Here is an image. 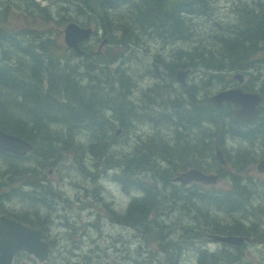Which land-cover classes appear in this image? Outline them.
I'll list each match as a JSON object with an SVG mask.
<instances>
[{
    "label": "flooded vegetation",
    "instance_id": "1",
    "mask_svg": "<svg viewBox=\"0 0 264 264\" xmlns=\"http://www.w3.org/2000/svg\"><path fill=\"white\" fill-rule=\"evenodd\" d=\"M23 1H25L26 4L30 3L32 5H35L34 2H36V0H34V2H30V0ZM94 1L96 3L94 5L89 3V1L87 4H91L90 12L93 13H90V16H95V19L91 22V24H82L85 22L81 23L80 21L69 18L63 25L64 28L68 22H75L79 26L90 27L92 29L90 37L79 42V47L83 50V53L78 55H80V57H87L90 55L94 59L100 58L102 56L101 50L105 46L111 45L114 41L120 42L126 40L128 41V50L131 52L129 53L128 58H123L122 67L126 68L125 66H128L127 62L129 60L133 61V59H136L139 61V53L141 51L140 47H142V44H145V46H152V49L148 53V58L151 62L150 64L143 65L144 70L140 75L143 85L139 90V95L142 97V107H139V110H147L151 114L152 110H163L167 108L171 111L169 115L171 132L173 131L174 126L179 128V131L175 130L173 134L170 133L167 135V133H164L162 136L164 139H166V135L168 137V141H172V144L169 145L172 146V152H166L165 148L167 147L166 145L168 144V141H166L167 139L164 140L160 134L157 136L159 139L156 137L153 139L154 142H152V146L153 144L155 145V152L153 155L157 161L156 166L149 164H139L140 161L137 160L138 158L140 159L142 157V154H147L149 150V145H143V137H139V141L143 139L141 142L142 146L139 147L136 153L134 152L130 154V152H128L127 154H124V167L127 170L129 164H131L133 173L129 179L134 178V180L136 179L140 181L142 183V186L140 187L142 190L138 187H133L136 189L138 188V195L133 194L132 197H130L129 202L126 204L125 210L121 213H126L130 202L133 200V198L141 196V194L145 192L144 189L153 188L154 190H161L163 187H165V189L168 188L169 196L171 197V205H169L170 209L172 208L174 212L177 211L179 214L184 212L188 213V209L192 210L191 203L194 202L189 197L193 191H196V193H200L204 196L200 200L197 198L195 202L204 204L208 203L207 199L209 191H212V194L213 192H216L217 194H219V192H230L237 189V186L239 185L245 186V189L248 192H244L242 194L238 192L240 196L237 197L235 203H238V205H244L245 207L254 206L252 205L253 201L257 197L261 196V194L256 192L257 187H264V172H260L256 169L257 162L261 158H264V152L257 153V150L250 147H254L255 144L260 147L264 146V79H261V77H263L262 73L264 75V30L262 36H259L258 38V28L264 26L263 4H257L256 0H237V3L232 1L227 6H219L216 8L210 0H186V3H184L187 7L180 8V15L182 16L184 13L186 26L188 25L189 27V37L187 39H182L183 35L178 36L176 33L177 23L175 22L177 21V16L174 6L175 0H138L135 6L136 10L139 11V22L137 26V36H135L134 40L129 38L127 39V36L123 30L124 27L118 26L119 29H117L114 28V26H102L100 24L101 22L97 20V17L94 15V13L108 16L110 19H127L125 17L127 15L122 17L118 15L116 12L119 10V8L112 9V5L109 2L110 0H103L102 3L105 7L99 6V0ZM220 2H222V0ZM198 3H201L202 6L198 5ZM38 5L40 7H37L44 11V6L40 4ZM74 7L77 9V13H79L78 10L88 11L86 2L84 0L75 3ZM217 10L219 16L214 17V15H217ZM79 14L85 15L86 13ZM40 18L44 21V13L40 15ZM200 19H202L203 27L202 33L198 39L197 33L195 34V31L193 32L191 29V27H193L191 24L199 22ZM167 20H170L171 23H167ZM206 23L210 24L209 29L205 27ZM25 28H27V26H23L22 29ZM203 37L205 38L201 39ZM16 38H18V36H16ZM20 39L23 41L27 38L21 37ZM257 39H259V41ZM182 40L190 42V46L187 49L188 51L184 52L186 53L185 55L190 62L193 61L194 57H196V62H198L200 58H204L207 61L210 59V61L213 62L223 61L224 59L230 58L231 60L234 59L238 61L241 56H244L247 59L245 60L243 66L236 65L233 68H230L226 64L218 70L210 69L204 65L199 66L195 61L187 68H177L175 59L177 58L178 51L175 43ZM89 41H92L93 44L87 46L86 43ZM235 41H239V43H243L244 46L248 47L247 49H244L245 54L236 56L233 55V57H229L228 55L230 53H226L224 46ZM42 43H44V41H42ZM201 45L206 47L204 48ZM254 45V49L251 50V46ZM92 48H94V50ZM221 48H223V53L218 51V49ZM193 64H195V66H193ZM256 66H261L260 70L262 71H257ZM182 70H189L187 76L185 77V83H181L177 79L178 71ZM93 72L94 74L97 73L98 76H103V71L101 72L97 69ZM105 73L106 74L103 77L96 76V83H101V85H104L106 89L109 90V86H106V84H109V79L104 77L109 76L111 71ZM253 73L256 76H254ZM227 74H229L230 77ZM192 75L195 78L201 77L202 81L204 78L205 82H202L200 87L196 86L193 88V86H189V80L187 81V79ZM226 79H229L226 85H222V87L214 91V94L208 96V88L214 81L219 80L218 82L223 84L224 80ZM130 80V84L133 83L135 85V83L131 82ZM206 82L208 83L205 84ZM126 84L129 83L126 81ZM231 89H240L245 93H257L262 98L261 102L256 106L258 112L255 117L250 120H242L235 117L233 111L239 108V106L233 101L235 98H232V100L230 99L228 102L221 101L220 103L217 102L216 104L211 101L215 95L221 93L224 90ZM183 92L185 94L181 95ZM192 95L194 97L195 104L193 103L191 97ZM180 96L182 98H180ZM179 98L182 104H184L183 108L185 109L183 111L185 114L182 115L179 114L178 111L179 107L177 105V101ZM130 103L134 104V102H131V100L128 99L127 105ZM192 104L195 106L193 109ZM209 106H211L212 109L216 108L220 110L223 118H218L219 124H217L215 121H208L207 114ZM191 122H201L202 126L191 129ZM209 124L210 126L213 125L210 128L211 131H213V135L211 137L208 135L209 130L207 126H209ZM169 130L170 128L168 127L166 131ZM191 130H193V133ZM153 134L155 135V133L147 135V139L151 140L154 138V136L150 137ZM145 135L146 133H144V136ZM228 142H230V144H228ZM233 144L236 145V147H233ZM242 144L245 145L244 148L241 147ZM217 150L222 154L223 162L218 157ZM68 154L70 155V158L74 157L73 151H68ZM3 164V158H0V166ZM248 164H252L254 166L255 173L260 175L259 178L255 179L254 175L247 174L245 166L247 165L248 167ZM153 165H155V162H153ZM190 168H197L205 173L217 174V181L224 176V171L226 169L231 174V188L221 190V188H217L216 183L211 184L202 181H191L183 184L182 182L175 179L178 173L184 172ZM9 170L11 173H15V186L16 182L21 178H18L16 171L11 169ZM44 170V174L41 176L44 178V198L35 197L33 201L44 204V208L47 209V213L40 214L37 212H32L30 214L26 212L24 213V216L13 213L16 211V209H10L8 206H6V204H4L3 201L7 200L6 202L8 203L11 201L14 202V199H11V197L14 195L13 190H15V187L13 186L9 189L10 183H4L3 186L1 184V187L5 188V191L0 196V206L3 205L5 208L2 209L0 207V224L2 223L3 218H8L20 222L26 226L39 229L41 231L40 237L49 245V256L46 259V261H48L53 251L56 250L55 238H51L49 236L52 232L50 223L54 220V218L57 217L60 219L61 225L63 224V226L69 228L70 222L74 221L75 218L72 219V211H70L71 206L74 205L72 204L73 199H71L68 195L62 197L56 191H52V183L50 182L48 185V182L46 181L45 172L47 175H53V172L59 174L56 163L54 162L52 165L47 166L44 168ZM164 170H169L167 177L168 182L156 180L151 181L150 183L147 182V185L144 183L146 180L150 181L151 176L155 178L154 175L157 172ZM79 174L81 178L83 177L84 179H87V174L83 171L79 172ZM3 177L4 172L0 168V182ZM62 183L63 182H58V184ZM73 184H75L78 189L80 188V185H77L76 182H73ZM17 186L23 187L25 185H23L21 182ZM26 187L31 188L30 183L29 185L26 184ZM239 188L240 187H238L235 193L240 191ZM121 190L128 194L129 191L132 190V187H129V185L122 187L121 185ZM238 193H236V196L239 195ZM83 195L84 197L93 196L94 199H96L95 192L88 189L87 187H84ZM157 197L160 199V195H157ZM60 200H62V202H60ZM59 203H61V205H59ZM82 204L83 207L80 206V209H86L85 207L87 205L92 206L93 203L89 202ZM103 209L104 208H102V210ZM105 209L109 210V219H112L111 216L114 212L118 214V211H115L111 207L106 208L105 206ZM89 212L91 213V211ZM88 222L90 223V221ZM202 222L204 224L203 220ZM235 223L240 226L244 233L234 234L206 231L203 237L207 239V242L211 243L215 242L208 236L211 233L247 236V240H245L240 245L215 242L218 245V249L216 251L207 253L208 247L199 248L197 249V258H199L201 254H213L215 257H217V264H240L239 254L241 253L243 247H245V243L249 240L257 241L258 237L256 235H259L257 234L258 232H264V225L261 224V222L250 219L248 221H245L244 219H232L224 222L223 224L220 223V225L229 226L234 225ZM179 226L183 227L181 224ZM64 233L66 234L67 230ZM31 255L32 254H29L23 248L16 249L12 254L10 264H24L23 261L25 258L32 260ZM232 258L234 260H231ZM175 259L176 261L172 264H177V262L179 263V260L177 258ZM0 264H6L2 250H0ZM196 264H198V260Z\"/></svg>",
    "mask_w": 264,
    "mask_h": 264
},
{
    "label": "rangeland",
    "instance_id": "2",
    "mask_svg": "<svg viewBox=\"0 0 264 264\" xmlns=\"http://www.w3.org/2000/svg\"><path fill=\"white\" fill-rule=\"evenodd\" d=\"M31 1L34 2V0H30V2ZM210 1L216 8L219 6H227L232 1L237 3V0H222V2H220L221 0ZM36 2H34L35 5H32L30 3L26 4L23 0H0V30L4 31V35L11 37L18 36V38L26 37L27 39L21 41L23 46H26V44L29 42L38 43L39 38H44L45 41H52L53 49L51 55L57 59H61L62 62L68 61L69 65L88 63V65L95 66L96 60H99V58L94 59L93 57H80V55L74 53L79 56L77 57L68 47H66L63 42L62 34L64 24L61 25L63 21H67L69 18L80 21L81 23L85 22L82 24H91V22L94 21L95 16H88L86 14L80 15L77 13V9L73 6V3L70 1L36 0ZM256 2L257 4H263L264 7V0H256ZM38 4L46 7L44 8V11L39 9L40 6ZM43 13L44 21L40 18V15ZM94 15L98 17V14L96 13H94ZM217 16H219L218 10L217 15H214V17ZM138 17L139 11H132L130 22L124 23L126 27L127 39L130 38L131 35H133V37L137 36V26L139 21ZM182 17L184 19V13ZM97 20H99V17ZM121 21H125V18L119 19L117 24ZM191 25L193 26L191 27L192 31H195V34L197 33L199 39L203 27L202 19H200L199 22ZM23 26H27V28L22 29ZM205 27L209 29L210 24L206 23ZM188 29L189 27L187 25L185 27L186 35L183 34L182 39H187L189 37ZM20 30H23L27 33L13 35ZM31 33H33V35H30ZM204 38L205 37L201 39ZM86 44L89 46L92 45L93 42L89 41ZM175 45L177 46L178 51L177 58L179 57L185 60L186 58L181 57V55L188 51L187 49L190 46V42L182 40L180 42H176ZM201 46L204 48L206 47L204 45ZM142 47H140L141 51L139 53V61L136 59H133V61L129 60L127 62L128 66H125L126 68L122 70L125 74L124 81L129 83L124 85L130 86L131 84L129 80L131 79L130 81L135 83L136 89L134 93H132V91L130 93V100L131 102H134V104L130 103L129 106H125L127 116L126 122H128L127 126L125 127V132H119V134H116L118 136L116 140L111 141V138H109V140L104 143L105 148H101L100 146L96 145V142L90 140L92 137L88 130L78 131L74 137L65 140L63 135H55L54 132H58L60 130V126L55 125L56 122L54 119L48 121L50 122V125L48 126L50 130L44 128V134L42 137L39 138V136H37L36 138H32L34 139L33 141L35 143V150L37 151L35 155H39L38 153H40V158L32 155L30 158L26 159L25 163L32 167L35 166L33 168L37 171H40V166L38 167L36 164H40L43 159L46 161L53 160L56 163L59 174L53 172V175H47L45 172V178L48 182V185L50 182L52 183V191H56L62 197L68 195L71 199H73L72 204L74 205L71 206L70 211H72V219L75 218V220L70 222V227L68 228L63 226V224H60L61 221L59 218H54V220L50 223L52 232L49 236L51 238H55L56 250L51 254V258L49 257L48 261L40 262L35 256L31 255L32 260L25 258L23 261L24 264H172L169 258H171L172 261L173 259L177 258L179 260V263L177 262V264H196L198 260L197 249L208 247L207 253L216 251L218 249L217 243L207 242V239L203 236H201V238H192L189 240V242H184L183 239H181L182 234L180 231L182 227L179 226L180 224L193 226L194 231L197 233L202 232L203 228L201 229V226L203 222L202 219H199V217L207 214V211L209 210L208 204L197 203L196 205L200 208L197 212H194L193 209H188V213L184 212L179 214L177 211L174 212L172 208L170 209L169 207H165L160 211L162 215L159 219L164 220L163 223L166 224L165 231L168 232V239H170L172 243H175V247L171 248L172 251L170 257L169 253H165L166 251L160 247L158 242L152 241L151 243L146 244L145 239L141 237V233L139 232L138 228H133L128 224L109 219V210L105 209V206L106 208L111 207L115 211H118V216H120L122 214L121 212L125 210L126 204L129 202L130 197H132L133 194L138 195L136 188H132L128 194L121 190L120 182L118 180H114L115 176L117 178L119 175V169L111 166L107 167L108 164L111 162H117V157L119 154H122L123 157L124 154H127L128 152H130V154L134 152L136 153L139 147L142 146L141 142L143 139L139 141V137L144 138L143 145L147 146L152 144V141L147 139V135L155 133V135L153 134L150 136H154L155 138L156 135L159 134L162 137L164 133L169 135L170 133L173 134L175 130L179 131V128L174 126V129L171 132V124L167 122V119L171 113L169 109L166 108L163 110H152L150 114L151 116L148 115L149 112L147 110H138L139 107H142V97L139 95V90L143 85V81L140 78V75L144 70L143 65L150 64L151 62L148 58V53L152 49V46H145V44H142ZM92 49L94 50V48ZM129 53L130 50L126 49L124 53H122L123 58H128ZM100 66H102V64ZM114 66H117V63L113 66L111 65L110 68ZM260 68L261 66H256L257 71H262ZM81 71L82 70L79 69L77 72L73 73L75 76V82L79 80L77 83L79 98H81V101L85 100L82 102L84 104H89L90 106H93L94 102L96 104L98 103L99 107L101 104L104 105L103 113L110 117L109 119L111 120L114 114L113 111H111V107L113 105L110 103V97L112 94L111 90L106 89L104 85L98 83L96 86L105 88L108 95L106 92L100 91V96L102 98L97 102L84 95V87L89 83L87 76L92 75L103 77L106 73L103 71V76H98L97 73L94 74V72H92L84 74L82 77L79 76L82 73ZM254 76L256 75L254 74ZM262 76L263 77H261V79H264L263 73ZM188 80V85L193 86V88L196 86L200 87L202 82H205L204 78L202 81L201 77L195 78L193 75L188 78L187 81ZM228 81L229 79L224 80L223 84L218 81H214L208 88V96L214 94V91L222 87V85H226ZM207 83L208 82L205 84ZM106 86H109V84H106ZM79 98L77 100L78 102H80ZM177 105L179 107V114H185L183 112L185 110L183 108L184 104L178 100ZM158 114L163 115V118L166 119V121L157 122L159 120H156L155 118ZM51 126L56 130L52 129ZM168 127L170 130L166 131ZM207 127L209 128V126ZM99 128L100 127L97 129ZM191 131L193 133V130ZM144 133H146L145 136ZM104 137L108 139L107 135ZM165 137L167 140L163 137L162 138L168 141V137L166 135ZM156 138L159 139V137ZM36 140H38L39 143ZM89 144L92 146V149H89ZM171 144L172 141L169 140L168 144L166 145L167 147L165 148L166 152L173 151L172 146H169ZM228 144H230V142H228ZM244 144L241 145L242 148L245 147ZM80 145L86 150V153L82 156V163L79 162V158L77 156L78 150L76 149H79ZM63 146H65V148H62ZM233 147H236V145L233 144ZM250 147L257 150V153L264 152V146L260 147L255 144L254 147ZM68 151H73V158H70ZM111 151H113V154L110 153ZM79 152L81 153V150H79ZM152 152L153 154L155 152L154 144ZM24 159L25 158H15L16 162L21 165L24 164L22 163ZM137 160L140 161L139 164H143L141 158H138ZM152 160L155 162L154 166H156L157 161L154 157ZM0 168L3 172H5V170L8 168V164L4 163ZM245 168L247 174L254 175L255 179L260 177L259 174L255 173V169L252 164H248V167L246 165ZM81 171L87 174V179H84L83 177L81 178L79 174ZM224 173V176L216 182L217 188H221V190L230 189L232 185L230 172L225 169ZM42 174H44V172ZM30 180L35 182V184L31 185V188H27L26 186H17L23 182V179H19L14 186V195L11 197V199H14V202L11 201L8 203L6 202L7 200L3 201L4 204H6V206H8L10 209H16V211L13 213L17 215L24 216V213L26 212L30 214L32 212H37L40 214L47 213V209L44 208V204L33 201L35 197L44 198V178L40 176L39 178H30ZM58 182L63 183L58 184ZM73 182H76L77 185H80V188L78 189L77 186L73 184ZM14 184L15 180L13 182V185ZM84 187L93 190L96 194V199H94L93 196L84 197ZM33 189H36L35 191L40 194L31 192ZM166 189H164V197L166 194H168V188ZM256 192L261 194V196L257 197L253 201L252 205L254 206H246L244 211L237 213L234 212L232 216H229V213L227 212L215 209L209 210L211 211V216L216 221L219 220L222 224L232 219H244L245 221L250 219L261 222V224L264 225V187L258 186ZM162 200H164V198ZM60 202H62V200H60ZM89 202L93 203L92 206L87 205L85 207L86 209H80V206L83 207L82 203ZM166 204L171 205V201H166ZM59 205H61V203H59ZM0 207L2 209L5 208L3 205ZM102 208L104 209L102 210ZM89 211H91V213ZM114 213L117 214L116 212ZM195 213L199 217L196 216L195 218ZM88 221H90V223ZM205 222L206 221H204L203 225H205ZM66 230L67 233L65 234L64 232ZM257 234L261 233L258 232ZM256 236L258 237L257 241L249 240L245 243V247H243L241 253L239 254L241 255L239 259L240 264H264V237L259 235Z\"/></svg>",
    "mask_w": 264,
    "mask_h": 264
},
{
    "label": "trees",
    "instance_id": "3",
    "mask_svg": "<svg viewBox=\"0 0 264 264\" xmlns=\"http://www.w3.org/2000/svg\"><path fill=\"white\" fill-rule=\"evenodd\" d=\"M65 1H70L73 3V6H75V3L81 2L83 0ZM84 1L86 2V7L88 11L78 10V12L82 14L86 13V15L90 16V13H93L90 12L91 4L94 5L96 3L94 0ZM88 1L91 4L87 5ZM137 1L138 0H110L109 2L112 5V9L119 8L116 13H118V15H120L121 17L127 15L125 16L127 19L117 24L119 18L110 19L108 16L98 15L99 21L101 22L100 24L104 27L114 26V28L117 29H119L118 26L124 27L123 30L126 34V27L124 23L130 22V16L132 11L136 10L135 5ZM102 2L103 0L98 1L99 6L105 7ZM184 2L186 3V0H175L174 2L177 16V21L175 22L177 23L176 33L178 36L183 34L186 35L185 19H183V17L180 15V8L187 7ZM198 5L202 6L201 3H198ZM65 22L66 21H63L61 25H63ZM167 23H171V21L167 20ZM258 29L259 38V36H262L263 34L264 26ZM24 33L27 32L18 31L15 34L20 35ZM30 35H33V33H31ZM134 38L135 36L133 37V35H131L129 39ZM257 40L259 41V39ZM21 41L22 40L20 38H16L15 36L11 37L4 35V31L0 30V128L6 132L14 133L24 139H27L34 146L25 156L13 155L0 149V158H3L4 163L8 164V168L7 170H5L4 177L1 179L0 182V196L5 191V188L1 187V184L3 186L4 183H10L9 189L14 186L13 182L15 180V173H11L9 169L16 171L18 178L23 179L22 183L26 186V184L29 185V183L30 185L35 184V182L31 181L30 178H39L43 175L42 173L44 172V168L54 163L53 160L46 161L43 159L40 164H36L38 167L40 166V171L34 169L33 167L35 166L32 167L25 163L27 158H30L32 155H35L37 152L35 150V143L33 141L34 139L32 138H36L37 136H39V138L42 137V135L44 134V128L49 129L48 126L50 125V122L48 121H50L51 119L55 120V125H59L60 130H57L58 132L54 133L55 135H63L65 137V140L74 137L78 131L88 130L92 137V139L90 140L96 142L97 146L105 148L104 143L108 141L109 138H111V141L116 140L118 138V136L116 135V129L118 127L121 128V133L125 132V127L128 124V122H126L127 116L125 106L130 105H127V101L128 99H130L131 91L132 93H134L136 89L135 85H124L126 84V81H124L125 75L123 74L124 71H122L124 69L122 67V53H124V51L129 48L128 41L126 40L120 42L114 41L111 45L105 46L103 48L104 50H101L102 56L99 58L100 62L99 60H96L95 66L88 65V63L69 65L68 61L62 62L61 59L53 57L51 55L53 49L52 41H45L42 38H39L38 43L29 42L26 44V46H23ZM42 41H44V43H42ZM247 47L244 46L243 43L235 41L231 44L225 45L224 50L226 51V53H230L228 55L229 57H233V55L236 56L245 54L244 49H247ZM254 47L255 45L251 46V50H253ZM222 49L223 48L218 49V51L222 52ZM185 54L186 53H183L181 55V57H185L187 59H185V61L182 58H176L177 68H187L191 66V63H193L194 61L196 62V57H194L193 61L190 62ZM74 55L77 56L76 54ZM88 57L91 56L88 55L86 58ZM246 59L247 58H245L244 56H241L238 61L234 59L231 60L230 58L224 59L223 61L213 62L210 61V59L209 61H207L204 58H200L196 63L199 66L204 65L205 67H208L210 69L218 70L226 64L230 68H233L236 65L243 66ZM116 63H118L117 66L110 68L111 65L113 66ZM101 64L103 66H100ZM193 66H195V64H193ZM79 69L82 70V73L79 76H82L87 73H92L94 70L97 69L101 72L111 71V73H109V76L104 77L109 79V90H111L112 93L110 97V103L113 104L111 107V111H113L114 114L111 120L109 119L110 117L106 116L103 113L104 105L101 104V101L100 107L98 103L96 104L95 102L93 106H90L89 104H84L82 101L85 100L81 101V98H79V93L77 90V83L79 80L75 82V76L73 74ZM87 77L89 83L86 84V86L84 87V95H86L89 99L97 102L99 99L102 98L100 96V91H104L106 92V94L107 91L105 88H100L99 86H96V76L91 75ZM184 94L185 93L183 92L181 95ZM191 97L193 103L195 104L193 95ZM78 98L80 99V102L77 101ZM180 98L182 97L180 96ZM194 104H192V109L195 107ZM148 115L151 116L150 112L148 113ZM163 117V115L158 114L155 119L159 120L157 122H164L166 121V119H164ZM218 118H223L222 114L220 113V110L216 108L212 109L211 106H209L207 114L208 121H215L217 124H219ZM167 122H169V117L167 119ZM190 125L191 128L202 126L201 122H191ZM211 126L209 124L208 130L211 128ZM98 127L100 128L97 129ZM52 129L56 130L53 127ZM105 135L108 136V139L104 137ZM208 135L209 137L213 135V131H211V129L209 130ZM157 136L158 135H156V137ZM36 141L39 143L38 140ZM150 141L153 142V139H151ZM62 148H65V146H63ZM152 148L153 146L151 144L149 145L148 153L142 154L141 161L144 165L149 164L154 166L152 160V158L154 157ZM76 149L78 150L77 156L79 158V162L82 163V156L86 153V150L83 149L81 145L79 146V149ZM89 149H92V146L90 144ZM79 150H81V153L79 152ZM110 153L113 154V151H111ZM38 154L39 155H35V157L40 158V153ZM15 158H25L22 162L24 164L21 165L17 163ZM117 158V162H111L107 166L119 169V175L117 178L115 176L114 180H118L122 187H126L129 185V187H138L142 190V188H140L142 186V183L140 181L136 179L134 180V178L129 179V177L133 175L131 164H129V167L126 170L124 167L125 162L122 157V154H119ZM168 174L169 170L157 172L154 175L155 178L151 176L150 181L146 180L144 183L147 185V182L150 183L151 181L156 180L161 182H168ZM238 187H240V191H237L236 193L239 192L240 194H242L244 192H248L245 189V186L239 185L237 186V189ZM164 189L165 187H163L161 190H154L153 188L144 189L145 192L141 194V196L133 198V200L127 207L126 213H122L120 216H118V214L113 213L111 218L112 220H117V222H122L124 224L130 225L131 227L138 228L139 232L141 233V237L145 239L146 244H149L152 241L158 242L160 244V247L164 251H166V253H169L170 257L172 251L171 248L175 247V243H172V241L168 239V232L165 231L166 224L163 223L164 220L159 219L162 215L160 211L163 210L165 207L170 208V206L166 204V201H169L171 197L169 196L168 191V194H166L165 197L163 196V193L165 192ZM237 189L232 190L230 192H219V194H217L216 192H213L212 194V191H209L207 199L208 203L204 204H208L209 210L215 209L227 212L229 213V216H232L234 212L244 211V205H238V203H235L237 197L240 196L239 193V195L236 196L235 191ZM35 190L36 189H33V191L31 192H35V194H40ZM157 195H160V199H158ZM202 197L204 196L200 193H196V191H193V193H191L189 198H191V200L194 202L191 203V207L194 212H197L198 209H200L196 205V199L198 198V200H200ZM163 198L166 200H162ZM209 210L207 211L206 215H202L201 217H199L195 213V218L197 216L199 217V219L206 221L205 225L202 224L201 226V229L203 228L202 232L197 233L194 231L193 226L181 224L183 225V227L180 233H182L181 239H183L184 242H189V240L196 237L201 238V236H203L206 231L234 234L244 233L241 230L240 226L236 223L234 225L221 226L219 223L220 221H216L211 216V211ZM259 235L264 237V232ZM169 260L172 263L176 261V259H173L172 261L171 258H169ZM231 260L234 259L232 258ZM217 261V257H215L213 254H201L198 258V264H217Z\"/></svg>",
    "mask_w": 264,
    "mask_h": 264
},
{
    "label": "water",
    "instance_id": "4",
    "mask_svg": "<svg viewBox=\"0 0 264 264\" xmlns=\"http://www.w3.org/2000/svg\"><path fill=\"white\" fill-rule=\"evenodd\" d=\"M92 29L90 27L79 26L75 22H68L63 29L64 44L73 50L76 54L83 53L79 47V42L90 37ZM189 70L178 71L177 79L181 83H185V77ZM232 98L235 103L241 107L233 111L235 117L242 120H250L258 112L257 105L262 98L257 93H245L240 89L224 90L215 95L211 100L215 104L221 101L228 102ZM121 128L116 129V134L120 132ZM33 145L27 139H24L14 133H9L0 128V149L8 153L16 155H26ZM217 155L223 162L222 154L217 150ZM256 169L264 172V158H261L256 165ZM176 180L183 184L191 181H202L205 183H216L218 179L217 174L205 173L197 168H190L184 172H180L175 177ZM41 231L36 228L26 226L20 222L12 219L3 218L0 224V250L3 251L6 264H10L12 254L16 249L23 248L26 252L33 254L40 261L46 260L49 255V245L43 241ZM215 242H222L227 244L240 245L248 239L247 236L234 234H217L211 233L208 235Z\"/></svg>",
    "mask_w": 264,
    "mask_h": 264
},
{
    "label": "bare ground",
    "instance_id": "5",
    "mask_svg": "<svg viewBox=\"0 0 264 264\" xmlns=\"http://www.w3.org/2000/svg\"><path fill=\"white\" fill-rule=\"evenodd\" d=\"M0 14H1V13H0ZM82 20H83V19H82ZM138 41H139V40H138ZM130 48H131V47H130ZM130 53H131V52H130ZM135 53H136V52H135ZM130 58H131V57H130ZM218 81H219V80H218ZM236 104L239 106V108H238V110H239L241 106H240L238 103H236ZM33 146H34V145H33ZM168 193H169V192H168ZM164 200H166V199H164ZM93 202H94V201H93ZM44 217H45V216H44ZM14 252H15V251H14ZM14 252H13V253H14ZM165 253H166V252H165ZM29 254H31V253H29ZM32 255H33V254H32ZM33 256H34V255H33ZM35 257H36V256H35Z\"/></svg>",
    "mask_w": 264,
    "mask_h": 264
}]
</instances>
